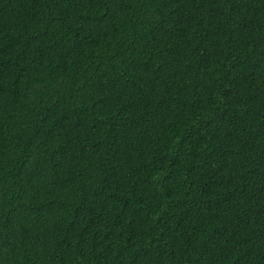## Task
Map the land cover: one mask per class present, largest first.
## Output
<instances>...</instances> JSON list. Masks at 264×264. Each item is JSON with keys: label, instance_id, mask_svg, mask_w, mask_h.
I'll use <instances>...</instances> for the list:
<instances>
[{"label": "trees", "instance_id": "16d2710c", "mask_svg": "<svg viewBox=\"0 0 264 264\" xmlns=\"http://www.w3.org/2000/svg\"><path fill=\"white\" fill-rule=\"evenodd\" d=\"M0 264H264V0H0Z\"/></svg>", "mask_w": 264, "mask_h": 264}]
</instances>
